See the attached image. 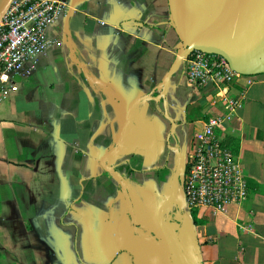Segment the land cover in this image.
I'll use <instances>...</instances> for the list:
<instances>
[{
    "label": "crops",
    "instance_id": "obj_1",
    "mask_svg": "<svg viewBox=\"0 0 264 264\" xmlns=\"http://www.w3.org/2000/svg\"><path fill=\"white\" fill-rule=\"evenodd\" d=\"M0 104V264H264V0H65ZM245 93L218 135L249 197L189 210L195 136L224 115L196 50ZM251 83V84H250Z\"/></svg>",
    "mask_w": 264,
    "mask_h": 264
},
{
    "label": "built area",
    "instance_id": "obj_2",
    "mask_svg": "<svg viewBox=\"0 0 264 264\" xmlns=\"http://www.w3.org/2000/svg\"><path fill=\"white\" fill-rule=\"evenodd\" d=\"M65 0H9L0 17V104L18 85L14 82L28 63L36 64L49 46L48 29L67 10ZM187 78L195 88L213 86L226 102V113L210 118L198 133L189 155L184 189L188 209H212L225 213L233 204L249 197V186L236 155L224 145L218 133L231 122L241 107V97L226 99L238 77L235 68L222 56L200 49L188 57ZM251 84V83H250Z\"/></svg>",
    "mask_w": 264,
    "mask_h": 264
},
{
    "label": "water",
    "instance_id": "obj_3",
    "mask_svg": "<svg viewBox=\"0 0 264 264\" xmlns=\"http://www.w3.org/2000/svg\"><path fill=\"white\" fill-rule=\"evenodd\" d=\"M9 0H0V17L2 16Z\"/></svg>",
    "mask_w": 264,
    "mask_h": 264
}]
</instances>
